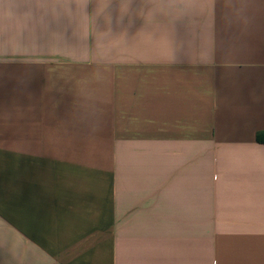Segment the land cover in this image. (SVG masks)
<instances>
[{"label": "crops", "instance_id": "crops-1", "mask_svg": "<svg viewBox=\"0 0 264 264\" xmlns=\"http://www.w3.org/2000/svg\"><path fill=\"white\" fill-rule=\"evenodd\" d=\"M0 264H264V0H0Z\"/></svg>", "mask_w": 264, "mask_h": 264}]
</instances>
